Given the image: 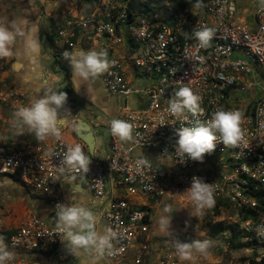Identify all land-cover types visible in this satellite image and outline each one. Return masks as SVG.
I'll return each mask as SVG.
<instances>
[{"label":"built area","instance_id":"obj_1","mask_svg":"<svg viewBox=\"0 0 264 264\" xmlns=\"http://www.w3.org/2000/svg\"><path fill=\"white\" fill-rule=\"evenodd\" d=\"M250 14L239 0H194L191 18L181 13L174 22L138 13L127 5L87 19L110 62L109 70L99 76L102 88L122 100L115 119L133 126L134 139L128 145L110 133L107 138V169L110 175L120 176L123 191H109L102 159L82 142L65 139L67 126L76 116L58 127V138L49 136L42 142L0 148V176H17V181L54 209L50 220L33 213L21 219L7 246L25 256L9 264H48L34 256H54L63 238L56 228L55 206L65 203L62 186L71 177L87 179L95 197L108 199L99 214L107 229L117 233L113 242L116 251L106 255L110 260L132 255L134 264H143L142 253L153 221L152 204L163 197L187 196L184 191L193 176L213 185L215 203L234 206L240 229L264 256V236L257 234V226L264 223L263 197L259 194L264 191V88L252 98L254 101L241 98L252 90L256 78L264 85V1ZM205 28L214 35L209 45L201 48L194 33ZM181 88L200 96L204 109L197 118L187 113L189 122L184 123L168 112L169 100ZM131 97H135L136 107ZM0 99L15 105L16 110L28 105L27 93L19 89L8 90ZM236 101H242L244 107L237 106ZM219 108L243 114V141L235 147L217 142L215 151L206 154L202 163L187 158L178 162L177 129L193 126L196 119L207 121ZM77 144L91 160L86 174L61 164L68 148ZM138 148L173 162L172 167L157 165L149 157L151 167L138 166L137 160L145 158L133 155ZM136 197L148 203H138ZM178 260L172 248L164 251L159 264H176Z\"/></svg>","mask_w":264,"mask_h":264},{"label":"clouds","instance_id":"obj_2","mask_svg":"<svg viewBox=\"0 0 264 264\" xmlns=\"http://www.w3.org/2000/svg\"><path fill=\"white\" fill-rule=\"evenodd\" d=\"M197 6L199 7V5ZM194 35L198 46L204 48L209 45L214 33L211 29L205 28L196 31ZM23 36L24 33L14 23L10 25L0 22V59H10L18 55L14 50ZM37 49L36 41L27 42L25 47L27 53H35ZM63 58L68 62L73 76L85 81L99 77L110 67L105 50L65 51ZM67 100V92L45 87L43 94L35 98L29 106H22L13 113V122L17 133L33 135L38 142L46 140L49 136L58 138L60 136L57 127L58 116L61 111L68 112L65 108ZM168 112L176 119L181 120L182 123L189 122L187 113H190L193 118H197L204 112L201 107V97L188 88H181L176 92L175 98L169 100ZM242 117L243 114L239 111H226L219 108L211 114V118L207 121L202 122L196 119L193 126L178 128V140L175 147L178 162H183L187 158L202 163L206 154L215 151L217 142L225 146H238L244 139L241 129ZM108 132L123 142H130L134 139L133 126L123 120H112ZM136 163L141 167H151L150 161L146 157L138 159ZM61 164L71 169L82 170L86 174L89 172L91 160L77 144L68 148ZM172 164L173 162L169 163L168 167H171ZM60 171L63 172L64 168L61 167ZM184 192L197 213L205 207H212L215 203L213 185L205 182L202 177L193 176L190 186ZM172 214V205H165L158 220L162 232L170 234ZM55 216L56 228L63 237L61 243L69 254L73 256L84 254L91 259L92 264H98V261L105 255L111 256L115 253L113 242L117 239V233L110 228L105 231L97 230L95 214L90 209L77 204L57 203ZM257 234L264 236V223L257 226ZM4 241L5 238L0 236V264H9L17 258V255L14 251L9 250ZM167 243L174 248L180 261H193L196 254L207 256L214 247L215 241L195 239L190 242H182L172 239Z\"/></svg>","mask_w":264,"mask_h":264},{"label":"rangeland","instance_id":"obj_3","mask_svg":"<svg viewBox=\"0 0 264 264\" xmlns=\"http://www.w3.org/2000/svg\"><path fill=\"white\" fill-rule=\"evenodd\" d=\"M183 0H40L41 2V12L36 15V23L39 25L43 16L42 25L44 27V32L50 39L46 38L44 44L45 52H41V57H47L51 61L54 71L59 72L58 66L54 65L56 57L60 59L63 57L65 51L73 50H83L85 52L89 50L100 51L103 50L99 40L96 39L93 27L91 24L87 23V19L94 13L104 16L106 12L112 11L114 8H119L122 6H132L138 13H147L148 15L157 16L165 21H170L171 19L176 20L181 14L180 4ZM240 3H245L246 8L254 13L262 4L264 0H239ZM257 26L253 30H256ZM73 39L75 41L73 42ZM42 40V34H41ZM115 48H119L116 46ZM118 50V49H116ZM63 60V59H62ZM2 68H0V95L4 94L11 89H19L15 86L9 78V59H2ZM53 70V69H52ZM89 81V80H88ZM93 87L102 90L103 82L101 78L97 77L93 79ZM66 86L60 88L61 90ZM60 87V86H59ZM264 88V85L260 81V78H256V84L252 90L244 96H241L242 100L249 99L254 101L252 98L259 94ZM21 89V88H20ZM101 89V90H100ZM74 93V92H73ZM71 94L72 99H76L77 102L83 106L88 105L92 107L91 104L87 102H81L76 96ZM100 96L103 94L99 93ZM96 97L100 101L98 93L96 91ZM247 96H250L247 97ZM116 97V96H114ZM107 98V97H106ZM118 98V97H117ZM102 100V99H101ZM107 99L104 98L103 101ZM109 105H100L101 109H95L93 114H97L98 111L104 113L107 116L115 115L119 112V104L114 99H112ZM235 104L240 108L244 107L242 101H236ZM68 105V104H66ZM7 104L0 99V112L5 114V109ZM79 109V108H78ZM82 110V109H80ZM89 111V110H88ZM92 111V109H91ZM90 111V113H91ZM93 112V111H92ZM118 114V113H117ZM92 117V113L90 114ZM98 153L103 152L101 141L103 140V134L98 133ZM100 159V158H99ZM24 190H28L23 188ZM12 185L10 182L5 181L2 176H0V236L5 238V243L7 244L8 236L15 231L17 223L15 220L10 218L8 214L9 208L4 202L6 197L11 198ZM14 191H16L14 189ZM31 194L32 192L28 190ZM172 205L173 214L171 218V225L169 233L162 232L158 225V220L162 214V209L165 205ZM153 205V228L155 227L156 232L153 230L147 240V248L143 249V264H159L164 251L170 250L173 247L167 243L172 239H178L182 242H190L192 240H204L211 239L215 241L214 247L210 250L207 256L196 254V258L193 261H180L178 260L176 264H249L257 260L255 254L262 253L261 249H256L253 247H248L244 242H247V237L241 240L240 244L242 247L237 246V242L232 239L231 230H227L224 234L220 235L218 238L213 239L209 236L208 224L217 221L219 218L228 225H237L240 228V218L238 212L232 205L224 204L217 207L220 210V215L217 217L215 215V209L217 203L212 207H205L199 213L195 211L194 206L187 196L178 198H168L163 197L159 199L156 204ZM97 225L104 230L106 228V221L95 215ZM151 255V260L145 256Z\"/></svg>","mask_w":264,"mask_h":264},{"label":"crops","instance_id":"obj_4","mask_svg":"<svg viewBox=\"0 0 264 264\" xmlns=\"http://www.w3.org/2000/svg\"><path fill=\"white\" fill-rule=\"evenodd\" d=\"M40 10V0H0V22H6L10 25L14 23L15 26L19 27L24 33V36L20 39V42L17 44L16 49L14 50L18 53V55H15L13 58L9 59L8 75L10 81L15 86L19 87V90H23L27 93V106H29L35 98L43 94L45 87H51L54 90L61 91L60 88L64 86V81L61 82L62 76L60 72L52 70L53 68L51 69V61L47 60V57H41V32L39 31V26L36 23V15H39L41 12ZM33 40L38 44V49L35 53H27L25 51L26 44L27 42ZM45 81H47V84H45ZM92 82H94L93 79L85 81L81 78L73 76V95L76 96L81 102L83 101L84 103L85 101L87 104H91L92 106H86L87 114L90 116L92 124L97 129L92 131V133L81 132V135L87 134L88 138L91 134L94 137L93 140H91L93 141V153L103 160L105 154L104 152L98 153V141L96 135L98 133H102L104 137L105 131L101 130L100 128H108L109 121L111 119H115L118 115V112L110 117L104 113H101L100 111H98L96 115L93 113L95 109H101L102 105L104 106L111 104V98L118 102L119 106L122 104V100L120 98L106 94L102 88V90L100 89L101 91L96 89L100 98V101H98ZM99 93L103 95L100 96ZM104 98L107 100L103 101ZM135 101V97H131V103L133 104V107L137 106L135 105ZM7 107L9 108L5 109V114L0 112V148L20 147L26 143L38 142L33 135L27 133L20 135L17 133L13 122V113L16 111V106L7 105ZM65 108L68 112L61 111L60 115L58 116L57 127H60L64 123H70L71 120L74 121V115H76V117H81L80 120H85V112L83 110H74V108L69 105H65ZM90 111L92 113V117L90 115ZM76 126V121L68 124L67 131L64 134L65 139L68 141L78 140L85 144L89 149L86 140L84 138L82 139L80 135H78ZM82 128L85 129L87 127L86 125H83ZM102 142L103 140L101 141V146ZM128 143L129 142H124L125 145H128ZM133 155L149 157L154 163L163 167H168L169 163H171L169 160L160 159L153 151L147 149H135ZM2 177L5 181L10 182L12 185V197H6L4 202L9 208L8 214H10V218L15 220L18 225L21 219L30 213L37 214L47 220L52 218L54 209L46 200L36 196L34 193L31 194L28 190H24L23 188H27L20 181H15L9 176ZM107 180L109 191L113 190L117 193L123 191V188L119 186L120 176L118 174L114 173L109 175ZM14 189L16 191H14ZM62 193L66 200L65 203L84 206L90 209L93 213H100L108 202V199H98L95 197L90 188L89 181L83 177H71L67 179L63 183ZM135 201L138 203H148L147 199L140 197H136ZM95 215L101 218L100 214ZM155 229L156 228H153L152 224L150 234L153 230L155 233H158ZM97 230H107V223L104 230H102L99 225H97ZM9 250L11 249L9 248ZM14 252L16 253L17 257L24 255L20 251ZM151 255L148 253V256L145 257L150 261ZM34 258L48 264H92L91 259L84 254L77 256L69 254L62 243L58 246L57 251L52 258L42 254L34 256ZM98 264H134V262L132 255L128 256L124 260L119 261L110 260L105 255L104 258L98 261Z\"/></svg>","mask_w":264,"mask_h":264},{"label":"trees","instance_id":"obj_5","mask_svg":"<svg viewBox=\"0 0 264 264\" xmlns=\"http://www.w3.org/2000/svg\"><path fill=\"white\" fill-rule=\"evenodd\" d=\"M194 4V0H183L180 4V11L182 14L184 15H189L190 16V10L192 8ZM129 6V5H128ZM129 8L131 10H134L135 8L132 7L131 5L129 6ZM135 11V10H134ZM143 14V13H141ZM145 15H148L147 13H144ZM175 20L171 19L169 22H174ZM47 39H50V36H47ZM75 41V39H73V42ZM63 59V60H62ZM54 65L58 66L59 68V72L63 73V79H64V83H66V86L61 90V91H65L67 92L68 98H71V94L73 93V83H72V78H73V73L69 67L68 62L62 57L61 59L59 57H56V60L54 61ZM53 68V66H52ZM54 70V68H53ZM73 101H76V99H72ZM12 179L17 181L18 177L15 175H11ZM259 194L262 195L263 199H261V209L264 210V191H260ZM227 203L224 202H219L217 203L218 206H216L215 209V215L218 217L220 215V210L217 208L219 207V205H224ZM256 213L253 212L252 216H255ZM247 214L244 215V219L247 218ZM231 230L232 233V239L234 241L237 242V246L242 247L243 244L241 243V240L245 239L248 236L246 235L245 232H243L240 228H238L237 225L234 226H228L223 220L222 221H214L213 223H209L208 224V230H209V236L213 239L218 238L220 235L224 234L227 230ZM11 236V234L8 236V238ZM7 238V239H8ZM244 244H246V246L248 247H255L256 249H258L255 245L254 242H252L251 240H247V242H244ZM255 258H258L257 260L250 262L249 264H264V256H259L258 254H255Z\"/></svg>","mask_w":264,"mask_h":264},{"label":"water","instance_id":"obj_6","mask_svg":"<svg viewBox=\"0 0 264 264\" xmlns=\"http://www.w3.org/2000/svg\"><path fill=\"white\" fill-rule=\"evenodd\" d=\"M44 17L45 16L42 17L41 22L38 25L39 26V31L42 34V40H41V49L42 50H44V44H45V41H46V38H47V34L44 32V27L42 25V21H43ZM60 74L62 76L61 82H63L64 81L63 73L60 72ZM67 104L69 106H71L72 108H74V110L79 108V109H82L85 112V116H84L85 120H80L81 117H79V116L76 117V125H77L76 126V130H77L78 135H80V137L82 139L84 138L86 140V142H87V144L89 146L90 153L93 154V141H91V140H93L94 137L90 134V137L87 138V134L81 135V132L92 133V131L96 130L97 128L92 124V122L90 120V116L87 114V109L85 108V106H83L80 103L73 102L69 98L67 100ZM74 116H76V115H74ZM83 125L84 126L86 125L87 128H85V129L82 128ZM100 129L105 131V135L103 137V142H102V150H103L105 156H104L102 162H103V166L105 168V175L107 177H109L110 174H109V171L107 169V155H108L107 138H108V133L109 132H108V128H106V127H101ZM94 214H99V213L95 212Z\"/></svg>","mask_w":264,"mask_h":264},{"label":"flooded vegetation","instance_id":"obj_7","mask_svg":"<svg viewBox=\"0 0 264 264\" xmlns=\"http://www.w3.org/2000/svg\"><path fill=\"white\" fill-rule=\"evenodd\" d=\"M42 8V7H41ZM45 48V47H44ZM41 52H45V50H41Z\"/></svg>","mask_w":264,"mask_h":264}]
</instances>
